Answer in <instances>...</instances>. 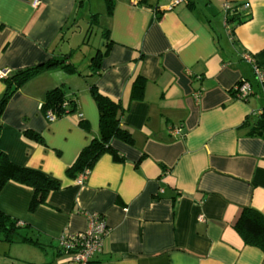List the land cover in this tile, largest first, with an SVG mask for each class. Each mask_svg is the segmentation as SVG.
<instances>
[{"label":"crops","instance_id":"obj_1","mask_svg":"<svg viewBox=\"0 0 264 264\" xmlns=\"http://www.w3.org/2000/svg\"><path fill=\"white\" fill-rule=\"evenodd\" d=\"M34 1L0 0V71L8 77L53 59L72 64L73 49L62 46L91 3ZM225 3L249 4L248 20L230 25L232 41L223 27ZM167 4L97 0L106 24L97 68L44 71L2 114L0 150L61 186L33 212L29 188L9 182L0 192V212L32 229L45 264H66L58 238L86 231L94 214L109 230L95 264H264V253L233 228L245 208L264 215V139L250 136L245 123L264 101L255 94L239 101L230 92L240 79L257 92L247 58L264 70V0H187L171 10ZM137 79L142 90L133 97ZM93 84L126 110L133 143L113 140L117 159L104 154L77 185L66 170L99 136ZM55 88L73 99L75 112L49 122L41 104ZM4 90L0 79V96Z\"/></svg>","mask_w":264,"mask_h":264},{"label":"trees","instance_id":"obj_2","mask_svg":"<svg viewBox=\"0 0 264 264\" xmlns=\"http://www.w3.org/2000/svg\"><path fill=\"white\" fill-rule=\"evenodd\" d=\"M146 1L147 0H139L142 4H145ZM243 4L245 3L233 4L231 6V12H229L227 16L223 14L226 24L232 32L233 28L230 26L232 23L241 24L248 20V14L241 11ZM106 5L107 15L109 16L112 12L113 5L110 1H107ZM230 41H232V39ZM97 54L98 56L93 61L92 66H90L91 73L97 68L102 52L98 51ZM68 61L69 59H67V57L53 59L46 64L37 65L3 79L5 82V90L0 96V129L2 114L13 94L31 78L47 70L61 68L68 74L77 73V69L72 64L68 63ZM249 64L252 67L253 77L257 87V92L254 90L255 95H258L262 100V97L258 93V89L260 85L264 86V83L260 84L256 81L253 68L255 65L252 60ZM259 70L264 73V70ZM240 81L241 79L236 84ZM141 90L142 80L137 79L132 85L133 97H138ZM90 95L98 111L99 136L92 140L91 143L80 152L74 164L66 170V174L72 178H76L83 172H90L95 163L104 154H111L117 159L115 151L111 148V142L113 140H118L129 145H132L133 143L130 132L123 124L126 110L118 102L109 99L97 91L94 84L90 86ZM248 99H250V97ZM259 111L261 112L260 115H254V113H252V120L245 123L247 124L250 122V136L261 137L264 139V107ZM41 112L44 117L47 112H51L54 120H56L72 115L75 112V104L73 99L67 98L60 88H55L47 92L45 99L41 104ZM25 135L34 140L40 139L38 135L31 132H27ZM9 182H14L31 190L32 198L29 204L30 212H33L38 206H46L48 195L61 188L58 182L45 176L41 172L23 168L11 163L6 154L0 150V192ZM233 228L245 245L257 248L264 253V215L253 208H245L241 211ZM0 242L8 244L29 243L42 249V245L34 239L33 231L28 225H23L1 212ZM91 264L95 263L92 262Z\"/></svg>","mask_w":264,"mask_h":264},{"label":"built area","instance_id":"obj_3","mask_svg":"<svg viewBox=\"0 0 264 264\" xmlns=\"http://www.w3.org/2000/svg\"><path fill=\"white\" fill-rule=\"evenodd\" d=\"M187 0H168V4L165 7L167 10H171L175 6L186 4ZM38 5V0H35L33 6ZM249 4H243L241 11L248 12ZM222 12L225 16L231 12V4L225 3L222 6ZM223 27L225 29L227 38L232 39L233 32L227 26L224 18ZM247 62L251 63V60L247 58ZM256 81L260 84L264 83V73H262L256 66H253ZM8 76L7 71H0V79L3 80ZM232 96L239 101H247L249 97L255 94L252 86L249 82L241 79V81L234 85L232 88ZM258 93L264 100V86L260 85ZM196 99L199 98V94L196 93ZM260 111L255 112L254 115H260ZM45 118L47 121L52 122L54 120L53 114L47 112ZM179 131V130H178ZM89 172H83L79 174L75 181L77 185H82L87 179ZM108 228L105 220L99 215L88 216V227L84 232L77 233H65L62 234L57 240V247L60 253L66 258V264H91L94 255L98 254L102 250L103 239L108 235Z\"/></svg>","mask_w":264,"mask_h":264},{"label":"rangeland","instance_id":"obj_4","mask_svg":"<svg viewBox=\"0 0 264 264\" xmlns=\"http://www.w3.org/2000/svg\"><path fill=\"white\" fill-rule=\"evenodd\" d=\"M75 26L67 34L62 50L67 52L72 48V65L77 71L88 73L98 56V50L102 48V32L106 28L104 12L99 10L97 0H91L90 5L87 4L81 9ZM19 248H27L29 251L21 253ZM42 254L44 255L35 246L0 242V264H45L42 261L45 256Z\"/></svg>","mask_w":264,"mask_h":264}]
</instances>
